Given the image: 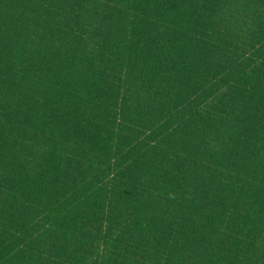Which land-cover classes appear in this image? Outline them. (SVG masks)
<instances>
[{"label":"trees","instance_id":"trees-1","mask_svg":"<svg viewBox=\"0 0 264 264\" xmlns=\"http://www.w3.org/2000/svg\"><path fill=\"white\" fill-rule=\"evenodd\" d=\"M0 264H264V0H0Z\"/></svg>","mask_w":264,"mask_h":264}]
</instances>
